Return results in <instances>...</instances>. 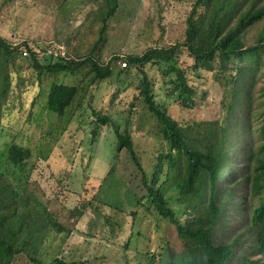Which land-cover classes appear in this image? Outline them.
<instances>
[{
    "label": "rangeland",
    "instance_id": "obj_1",
    "mask_svg": "<svg viewBox=\"0 0 264 264\" xmlns=\"http://www.w3.org/2000/svg\"><path fill=\"white\" fill-rule=\"evenodd\" d=\"M196 1L0 0V39L11 49L23 51L28 44L41 66L68 55L114 70L105 80L95 78L89 62L77 71L49 73L34 65L33 55L14 58L0 48V67L5 63L11 72V86L5 92L0 89L5 96L0 95V208L9 218L0 213V237L15 253L10 264H148L144 246L154 248L157 255L169 249L175 260L182 259L183 244L175 225L165 223L157 230L152 216H140L151 186L164 188L171 208L180 213L182 223L186 220L187 210L176 201L175 183L169 187L167 174H152L155 158L168 155L172 148L160 136V124L142 95L139 67L131 70L127 64L123 70L124 61L118 68L114 59L183 43L189 20L204 12L201 8L194 15ZM256 33V29L248 32V44L256 41ZM177 60L194 87L191 108L184 103L183 87L164 63L153 62L145 70L157 108L183 127L191 143L213 122L229 129L228 162L219 177L223 183V174L230 173L231 186L238 184L219 231L223 241L240 233L249 216L248 175L257 162L248 156L258 155L262 145L258 129L264 115V50L230 65L255 67L254 102L247 118L242 88L241 105L227 117L234 81L217 67L197 75L186 50ZM58 84L77 89L61 119L44 106L52 86ZM115 130L128 131L133 138L136 157L148 174L145 184L126 150H116ZM12 144L29 150V157L10 160ZM12 211L20 214L16 221ZM145 237H150V244L142 243Z\"/></svg>",
    "mask_w": 264,
    "mask_h": 264
},
{
    "label": "trees",
    "instance_id": "obj_2",
    "mask_svg": "<svg viewBox=\"0 0 264 264\" xmlns=\"http://www.w3.org/2000/svg\"><path fill=\"white\" fill-rule=\"evenodd\" d=\"M201 8L204 9L203 14H198L195 20L193 18L189 20L187 38L183 43L169 48H153L139 56L130 55L127 58L114 59L115 66L118 68L121 61H126L123 70L127 64L131 70L133 67L140 69L143 76L142 95L149 111L160 124V136L165 142L168 141L172 148L168 155L162 154L155 158L156 167L152 174L168 175L166 184L170 187L173 182L175 183L173 189L177 192L176 201L181 208L187 210L186 220L182 223L180 213L178 211L175 213L171 208L170 198L164 193V188L158 190L151 186L147 188L148 198L140 205L142 209L140 216L143 213L152 216L157 230L165 223L175 225L178 239L183 244V251L180 252L183 257L175 260L169 249L157 255L154 248L150 246L142 248L145 249V254L149 255L148 264H175V261L177 264H264V115L258 129L262 145L258 155L248 156L249 160L255 159L257 162L253 173L248 175L251 191V199L248 202V219L240 233L232 238L226 236L221 241L219 231L225 222L227 208L234 203L235 189L238 184L235 181V185L231 186L233 178L230 173L223 174V183L220 182L219 177L228 162L229 129L222 127L219 122H213L197 137L194 144L191 143L183 127L157 108L154 92L145 70L146 66L153 62L164 63L180 82L185 91V95L182 96L184 103L191 108L190 96L193 94L194 87L189 83V74L181 68L177 60L183 50H186L190 58L194 59L192 69L197 75L201 74L202 69L213 70L217 67L220 74H224L229 81L236 83V88L230 92L233 96L232 101L226 104L228 118L232 114V109H237L241 105L239 89L242 88L247 118V112L252 111L251 107L254 102L255 67L252 66L254 64L246 66L238 64L233 67L230 65L234 60L242 62L248 58H255L259 50H264V0H197L194 15ZM253 29L257 31L256 41L248 44L246 38H248V32ZM25 45L23 51L19 48L11 49L7 42L0 39V48L6 55L11 54L14 58H27L33 55L34 65L43 67V70L49 73L77 71L88 62L92 65L95 78L98 80L110 78L114 73L109 65L105 67L92 60H71L68 55L59 58L55 63L41 66L34 53L35 50H32L28 44ZM24 52L27 55H24ZM228 71L235 72V74L227 76ZM9 73H11L10 69L4 63L2 68L0 67V78L4 79L2 84L0 82V89L2 88L3 92L11 86ZM76 92L77 89L74 86L63 84L52 86L44 100V106L61 119L66 114V108L74 100ZM0 95L5 97L4 94ZM2 105L3 101L0 102V110ZM1 118L0 111V130ZM238 123L239 120H236V125ZM115 131L118 135L116 150H126L141 170L145 184L148 174L136 157L133 138L128 131ZM12 145L10 160L21 162L29 157V150H24L20 145ZM108 176L107 181L114 175L110 178ZM2 181L3 176L0 175V182ZM0 213L8 218L6 213L1 212V208ZM10 216L16 221L20 214L12 211ZM158 236L161 239L160 243L165 241L159 234ZM147 238L141 240L145 245L150 244V237ZM249 239L250 242H248ZM136 240L138 241V238ZM241 244H244L242 250H240ZM247 248L252 251V256L247 254ZM13 255L15 253L8 241L0 237V264H10ZM58 263L66 264L63 261H58Z\"/></svg>",
    "mask_w": 264,
    "mask_h": 264
},
{
    "label": "built area",
    "instance_id": "obj_3",
    "mask_svg": "<svg viewBox=\"0 0 264 264\" xmlns=\"http://www.w3.org/2000/svg\"><path fill=\"white\" fill-rule=\"evenodd\" d=\"M24 55H27L26 52H24ZM55 55H58V53H55ZM62 57H65V55L62 56ZM58 58H61V57H58ZM121 63L122 62H120L119 64H121ZM122 66H126V61L123 62V65Z\"/></svg>",
    "mask_w": 264,
    "mask_h": 264
},
{
    "label": "clouds",
    "instance_id": "obj_4",
    "mask_svg": "<svg viewBox=\"0 0 264 264\" xmlns=\"http://www.w3.org/2000/svg\"><path fill=\"white\" fill-rule=\"evenodd\" d=\"M27 54V53H26Z\"/></svg>",
    "mask_w": 264,
    "mask_h": 264
}]
</instances>
